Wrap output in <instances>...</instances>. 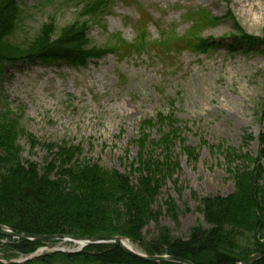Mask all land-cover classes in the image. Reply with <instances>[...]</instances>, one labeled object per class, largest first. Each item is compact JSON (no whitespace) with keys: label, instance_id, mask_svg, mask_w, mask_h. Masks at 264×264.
<instances>
[{"label":"rangeland","instance_id":"1","mask_svg":"<svg viewBox=\"0 0 264 264\" xmlns=\"http://www.w3.org/2000/svg\"><path fill=\"white\" fill-rule=\"evenodd\" d=\"M90 1L22 0L17 39L34 40L45 28L57 39L72 28L86 34V52L110 50L118 38L125 48L84 67L64 62L9 67L0 80V111L19 121L17 144L24 166L53 165L54 179L64 163H91L129 175L136 185L146 164L163 170L178 165L152 206L161 217L148 224L143 237L150 243L166 229L173 238L186 239L194 227L208 228L201 200L234 192L231 172L250 169L243 158L257 157L264 133L263 46L247 55L231 51L229 40L204 55L193 53L191 46L199 35L264 41V0H112V7L96 19L84 14ZM198 9L222 21L197 29L186 13ZM140 21L151 44L143 55L129 49L138 48ZM170 29L166 40L159 37ZM160 114L172 115L160 122ZM247 135L254 140L246 145ZM168 139L173 141L167 150ZM65 145L81 151L71 162L60 151ZM185 148L194 150V156ZM231 148L242 155L240 161H226ZM16 241L0 236V262L24 264L29 257L58 252L53 249L77 251L71 243L52 241L25 254L14 247Z\"/></svg>","mask_w":264,"mask_h":264},{"label":"trees","instance_id":"2","mask_svg":"<svg viewBox=\"0 0 264 264\" xmlns=\"http://www.w3.org/2000/svg\"><path fill=\"white\" fill-rule=\"evenodd\" d=\"M20 1L0 0V80L9 67L35 62L85 66L90 59H100L125 48V43L116 39V45L110 50L86 52V34L72 28L57 39H53L52 30L45 28L36 39L20 41L16 37L23 15ZM108 7V0H91L84 7V14L95 16ZM248 39L264 44L259 39ZM139 46L146 47L147 41L142 39ZM206 46L204 41L195 49L205 52ZM159 118L162 122L161 118L170 117L160 114ZM19 135L18 119L13 113L0 111V227L35 237H122L138 244L148 256L166 254L193 264H238L264 251V133L258 138L260 152L257 157L247 155L243 158L251 164L250 169L237 167L231 172L234 192L227 197L201 200L208 228L196 226L186 239L173 238L169 230L160 229L150 243L144 242L143 231L150 222L158 223L161 212L154 211L152 206L172 175V169L177 170L178 165L163 170L160 165L146 164L136 185L129 175L91 163L69 167L64 163L57 168L54 179L53 165L42 169L35 163L24 166L17 144ZM253 140L247 135L244 144ZM172 141L164 140L167 150ZM62 150L70 162L81 152L75 148L71 151L66 145L60 148ZM232 150L224 154L226 161H240L242 155L238 157L236 150ZM185 151L194 156V150L185 148ZM169 212L171 216L175 213L173 201L169 202ZM38 246L41 244L19 241L14 245L25 254L35 252ZM24 264L172 263H150L131 257L118 245H97L77 254H47ZM255 264H264V257Z\"/></svg>","mask_w":264,"mask_h":264},{"label":"water","instance_id":"3","mask_svg":"<svg viewBox=\"0 0 264 264\" xmlns=\"http://www.w3.org/2000/svg\"><path fill=\"white\" fill-rule=\"evenodd\" d=\"M0 235L12 237L15 239L23 240V241H30L34 243H45V242H50V241H58V240H66V241H79L80 239L76 237H61V236H51V237H33L30 235H20V234H15L12 233L11 231L5 230V231H0ZM123 239L121 238H93L86 240L87 245H97V244H112L116 243L118 244L121 249L128 255L144 260L150 263H161V262H171V263H177V264H192L189 261L180 259V258H175V257H148L144 256L140 253L134 252L133 250L129 249L126 247L123 242ZM43 251V250H42ZM56 251H61V250H56ZM262 257H264V251L260 252L251 258L245 260L244 262L240 264H254L257 261H259Z\"/></svg>","mask_w":264,"mask_h":264},{"label":"bare ground","instance_id":"4","mask_svg":"<svg viewBox=\"0 0 264 264\" xmlns=\"http://www.w3.org/2000/svg\"><path fill=\"white\" fill-rule=\"evenodd\" d=\"M124 243H125V245L128 247V248H130V249H132V250H134V251H136V252H139V250L132 244V243H130V242H127V241H124Z\"/></svg>","mask_w":264,"mask_h":264}]
</instances>
